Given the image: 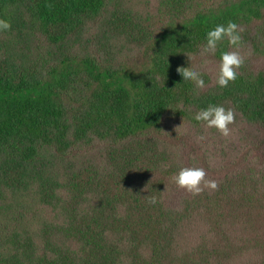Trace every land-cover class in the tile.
Here are the masks:
<instances>
[{
	"label": "trees",
	"instance_id": "trees-1",
	"mask_svg": "<svg viewBox=\"0 0 264 264\" xmlns=\"http://www.w3.org/2000/svg\"><path fill=\"white\" fill-rule=\"evenodd\" d=\"M147 1L152 19L124 0H0V264H264V0ZM229 20L239 46L201 54ZM209 103L233 110L228 137L193 119ZM183 166L217 187H178Z\"/></svg>",
	"mask_w": 264,
	"mask_h": 264
},
{
	"label": "clouds",
	"instance_id": "clouds-1",
	"mask_svg": "<svg viewBox=\"0 0 264 264\" xmlns=\"http://www.w3.org/2000/svg\"><path fill=\"white\" fill-rule=\"evenodd\" d=\"M10 28V21L0 18V31ZM239 32L238 25L232 20H229L226 24H216L206 31L201 54H215L218 44L225 39H227L229 45L238 47L241 40ZM243 63L244 57L238 51H221L216 69V83L221 88L227 87L230 81L237 78L236 69ZM177 71L180 79L193 82L198 88L204 87L205 81L199 70L180 66ZM193 119L202 122L208 128L217 129L221 135L228 137L231 133L229 125L234 121V112L231 108H225L223 105L209 103L206 107L199 108ZM200 138L203 139V137ZM205 177L206 171L204 168L183 166L172 175L171 179L178 187L193 194H198L203 190L202 184L212 189L217 187L215 180H208ZM146 203L155 205L156 198L154 196L148 197Z\"/></svg>",
	"mask_w": 264,
	"mask_h": 264
},
{
	"label": "rangeland",
	"instance_id": "rangeland-1",
	"mask_svg": "<svg viewBox=\"0 0 264 264\" xmlns=\"http://www.w3.org/2000/svg\"><path fill=\"white\" fill-rule=\"evenodd\" d=\"M125 4H129L130 6H136L139 7L140 10H142L143 15H150L152 19L153 15H151L148 10L152 7V6H147V4L149 3L147 0H124Z\"/></svg>",
	"mask_w": 264,
	"mask_h": 264
}]
</instances>
